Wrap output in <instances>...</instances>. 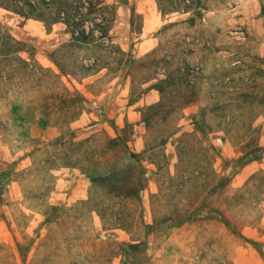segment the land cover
Returning <instances> with one entry per match:
<instances>
[{"label": "rangeland", "instance_id": "obj_1", "mask_svg": "<svg viewBox=\"0 0 264 264\" xmlns=\"http://www.w3.org/2000/svg\"><path fill=\"white\" fill-rule=\"evenodd\" d=\"M60 1L0 0V264H264V0Z\"/></svg>", "mask_w": 264, "mask_h": 264}, {"label": "trees", "instance_id": "obj_2", "mask_svg": "<svg viewBox=\"0 0 264 264\" xmlns=\"http://www.w3.org/2000/svg\"><path fill=\"white\" fill-rule=\"evenodd\" d=\"M60 1V0H59ZM85 3L87 4V11L86 13H79V7L75 5L74 7H71L72 5L66 6L63 2H59L58 6L56 8V23L63 22L68 27V32L71 34V43L70 47H76L77 44L87 45L89 42H100L105 39H108V25L107 19L103 18L100 23H91L90 28L87 30L83 27V23L85 21V18H87L88 15L91 14V11H93L95 8H99L104 3L103 0H85ZM81 4V1L79 0L78 3ZM31 8V5H30ZM31 18H34L39 21H43V18L41 15L32 16ZM97 32L96 36L94 34ZM101 60L97 57H95L90 65L87 67H81L80 69L78 67L77 71L81 72H88L95 69L96 66H98V63H100ZM57 66L59 67L61 73L63 75H68V72H66L63 68V66L60 63H57ZM222 213L220 212V215Z\"/></svg>", "mask_w": 264, "mask_h": 264}, {"label": "crops", "instance_id": "obj_3", "mask_svg": "<svg viewBox=\"0 0 264 264\" xmlns=\"http://www.w3.org/2000/svg\"><path fill=\"white\" fill-rule=\"evenodd\" d=\"M24 40V39H23Z\"/></svg>", "mask_w": 264, "mask_h": 264}]
</instances>
